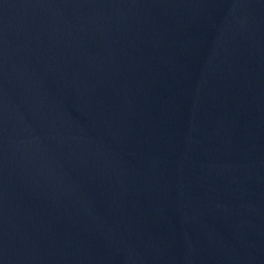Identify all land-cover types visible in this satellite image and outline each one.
Masks as SVG:
<instances>
[{
    "label": "water",
    "instance_id": "water-1",
    "mask_svg": "<svg viewBox=\"0 0 264 264\" xmlns=\"http://www.w3.org/2000/svg\"><path fill=\"white\" fill-rule=\"evenodd\" d=\"M0 264H264V0H0Z\"/></svg>",
    "mask_w": 264,
    "mask_h": 264
}]
</instances>
